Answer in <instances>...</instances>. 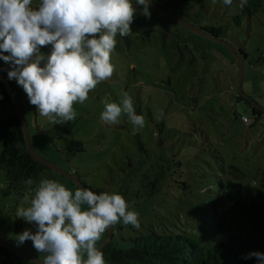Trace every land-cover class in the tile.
<instances>
[{"label":"rangeland","instance_id":"374dc122","mask_svg":"<svg viewBox=\"0 0 264 264\" xmlns=\"http://www.w3.org/2000/svg\"><path fill=\"white\" fill-rule=\"evenodd\" d=\"M244 9L238 0L231 6L223 0H197L170 10L194 28H221L219 39L246 54L242 82L239 63L227 46L150 6V18L135 16L132 35L117 34L111 54L113 76L90 90L85 102L74 103L75 120L50 123L16 84L34 149L77 175L93 192L121 194L131 205L129 210L139 213L140 229L122 222L114 227L115 248L128 249L130 238L156 233L184 235L205 249L225 242L241 256L264 252V210L236 197L215 201V195L203 188L223 178L242 186L243 194L247 189L264 192V112L254 113L255 106L264 108V4L251 17ZM50 50L51 46L41 48L45 54ZM0 67L11 65L0 59ZM124 91L133 98L136 113L145 118L143 129L134 132L123 114L115 125L100 119L101 101L118 103ZM10 109L0 106V119H6ZM2 146L0 137V154ZM45 171L74 196L76 185ZM182 182L189 188L185 190ZM10 203L0 199V237L39 258L32 241L17 246L16 235L25 229L34 232L35 226L22 221L24 229L18 232L7 213ZM206 210L218 216L213 220ZM106 235L107 230L97 248ZM83 258L87 259L86 252ZM247 260L257 263L256 258Z\"/></svg>","mask_w":264,"mask_h":264},{"label":"clouds","instance_id":"9594fccd","mask_svg":"<svg viewBox=\"0 0 264 264\" xmlns=\"http://www.w3.org/2000/svg\"><path fill=\"white\" fill-rule=\"evenodd\" d=\"M232 3L223 0L226 6ZM247 3L238 0L241 9ZM137 14L151 17L149 0H0V59L11 65L8 79L22 87L29 103L50 123L75 120L74 103L85 102L90 90L113 76L116 36L132 35ZM44 46H51L48 54L41 51ZM120 95L118 103L101 101L100 119L115 125L123 114L134 132L143 129L146 121L136 113L133 98L126 91ZM130 207L121 194L77 187L73 196L59 181L43 179L16 209L18 219L35 226L34 232L25 229L16 235L17 246L32 241L39 260L31 264H106L96 247L101 235L121 222L141 227L139 213ZM242 258L264 264V252Z\"/></svg>","mask_w":264,"mask_h":264},{"label":"trees","instance_id":"16d2710c","mask_svg":"<svg viewBox=\"0 0 264 264\" xmlns=\"http://www.w3.org/2000/svg\"><path fill=\"white\" fill-rule=\"evenodd\" d=\"M149 1L155 2L157 5L170 12L172 8L189 6L197 0ZM263 4L264 0H248L244 13L251 17L263 7ZM199 30L212 38H220L222 32L221 28L215 27H202L199 28ZM239 52L246 59L244 51L239 50ZM9 69H3L7 79ZM9 82L16 92L19 101L23 98V95L17 89L16 81L9 80ZM0 106L11 107L8 111L9 116L6 119H0V137L3 142L0 154V174L4 182V187L0 189V199H6L11 202L7 210V213L10 214L9 220L10 222H16V230L20 232L24 229L25 224L23 225V222L25 221L18 219L15 213L17 207L20 206L23 201L24 194L27 192L29 195H33L41 180L52 178H49L46 174L45 170L48 168L34 161L28 152L20 120L1 78ZM254 113L258 116L263 114V112L258 109H254ZM29 180L32 181L31 185L28 184ZM199 180L200 182L197 180L195 182L203 184L200 178ZM69 181L75 186L71 180ZM182 183V187L185 190L189 188L187 182ZM83 185L88 188L86 184L83 183ZM197 188H201V185ZM203 188L207 190L206 192L208 194L215 195V201L220 202L227 198L233 200L234 197H236L240 198L242 201L246 199L247 203L256 209L264 210L263 191L247 189L246 194H243L241 192L242 186L228 182L223 178H216L213 183L209 182V184ZM232 190L237 191V195H234ZM213 211L214 210H206V213L213 216L214 220L218 215ZM129 242L131 245L128 249L124 250L115 248L113 242L107 246L103 250L106 264H257L243 259V256L225 242H218L211 248L205 249L194 240L184 235H159L156 233L130 238ZM0 264H31V262L15 256L0 245Z\"/></svg>","mask_w":264,"mask_h":264},{"label":"water","instance_id":"95a60500","mask_svg":"<svg viewBox=\"0 0 264 264\" xmlns=\"http://www.w3.org/2000/svg\"><path fill=\"white\" fill-rule=\"evenodd\" d=\"M150 6H152L153 8H155L157 11H159L161 14H164L170 18H172L173 20H175L176 22H178L179 24L199 33V34H203L201 32V30L194 28L193 26L189 25L188 23L184 22L182 19L176 17L175 15H173L171 12H169L168 10H166L165 8H162L161 6L157 5L155 2L149 1ZM140 5H134V7H138ZM32 7V6H29ZM207 35V34H206ZM208 38H211V40L224 44L225 46H227L229 48V50L231 51V53L233 54V56H235L237 62L239 63L240 66V81L242 82L243 79V73H244V68H243V62L245 60L244 56L237 51L233 46L229 45L228 43L222 41L219 38H212L209 35H207ZM0 78L10 96L12 105L16 111V114L20 120L21 126H22V130H23V134H24V141H25V145L26 148L28 150V152L30 153L31 157L33 158L34 161L41 163L42 165L46 166L48 169L52 170L53 172H56L62 176H64L65 178L71 180L77 187H83L86 188L83 183L81 182V180L75 176L73 173L68 172L64 169H62L61 167L49 162L48 160H46L45 158H43L33 147L32 142H31V138H30V134H29V128H28V124L25 120V116H24V111L23 108L21 107L18 98L16 96V92L14 91L12 85L10 84L9 80L7 79L3 69L0 67ZM241 82H240V94L242 96L243 92H242V87H241ZM259 111L264 112V108L261 107H257ZM113 238H114V228H110L107 230V235L106 238L104 240V242L97 248L98 250H104L107 246H109L112 242H113ZM0 245L2 247H4L5 249H7L8 251H10L12 254H14L15 256L26 260V261H33V260H39L38 257L36 256H32L29 255L27 253H24L22 251H20L19 249H17L15 246H13L12 244H10L9 242H7L5 239L0 237Z\"/></svg>","mask_w":264,"mask_h":264},{"label":"built area","instance_id":"2783aa9c","mask_svg":"<svg viewBox=\"0 0 264 264\" xmlns=\"http://www.w3.org/2000/svg\"><path fill=\"white\" fill-rule=\"evenodd\" d=\"M243 121H244V122H248L249 120H248L247 118H244Z\"/></svg>","mask_w":264,"mask_h":264}]
</instances>
